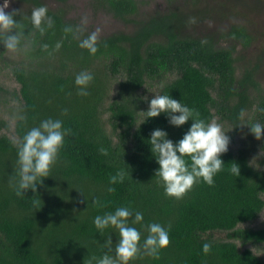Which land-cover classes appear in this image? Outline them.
Returning a JSON list of instances; mask_svg holds the SVG:
<instances>
[{
	"label": "trees",
	"instance_id": "1",
	"mask_svg": "<svg viewBox=\"0 0 264 264\" xmlns=\"http://www.w3.org/2000/svg\"><path fill=\"white\" fill-rule=\"evenodd\" d=\"M16 1L23 7L15 9L16 30L22 33L15 52L23 62L12 73L24 103L15 125L17 142L49 117L62 120L71 134L65 137L50 176L35 193L29 189L19 196L15 140L0 136V264H89L108 251L104 241L109 235L113 248L119 236L113 229L101 235L94 217L120 206L143 213L144 227L134 225L141 231V243L151 222L169 230L170 243L158 256L142 249L130 264H264L251 249L212 238L213 232L227 231L243 244L264 243V228L239 227L257 219L264 209V169L251 164L247 150L228 148L214 185L201 179L177 199L166 195L158 182V164L147 143L155 128L166 129L176 141L191 123L174 127L164 114L146 118L144 87L169 75L175 77L162 81L159 94L194 108L206 123L213 121L215 109L232 125V136L245 122L264 124V90L254 68H245L238 78L235 47L223 46L214 35L188 34L189 14L180 8L141 18L144 0H90L95 12L134 24L130 31L98 36L97 51L91 54L79 40L92 31L69 17L65 7L51 8L44 0ZM68 1L58 0L62 5ZM41 5L54 21L43 33L31 22L32 10ZM69 25L73 31L65 32ZM227 36L246 47L251 43L243 26H231ZM7 51L0 43V57ZM82 71L93 75L86 96L75 84ZM118 76L123 79L111 97L112 80ZM249 111L251 118L244 120ZM5 126L0 119V129ZM235 163L238 176L230 171ZM121 170L124 179L110 185L109 178ZM205 242L211 245L207 254L202 251Z\"/></svg>",
	"mask_w": 264,
	"mask_h": 264
},
{
	"label": "clouds",
	"instance_id": "2",
	"mask_svg": "<svg viewBox=\"0 0 264 264\" xmlns=\"http://www.w3.org/2000/svg\"><path fill=\"white\" fill-rule=\"evenodd\" d=\"M10 3L11 0H3L0 3V43L5 49L15 52L20 47L22 33L16 30L17 20L14 19L18 10L5 11ZM47 12L48 9L44 5L34 8L31 12V22L41 33L46 28H51L54 23ZM192 22H195L194 18ZM77 30L83 31L80 26H77ZM64 31L72 32L73 28L69 25ZM98 31H93L80 39L79 46L94 54L97 51ZM56 47H60V42H57ZM92 80V73L87 71L76 75L75 84L80 95H88V85ZM144 112L147 114L146 118L164 114L167 122L174 127H181L191 120L187 131L176 141L169 138L167 130L162 128L153 129L147 138L151 154L158 164L155 175L158 182L162 183L165 194L180 199L201 179L210 186L214 185V177L225 165L222 154L228 151L230 143L228 130L215 120L206 123L199 118V113L194 108L169 94L152 96ZM247 125H250V132L256 139L264 137V124L255 122ZM70 134L71 129L63 127L62 120L49 117L26 131L19 142L13 141L17 147L19 165V180L16 185L18 196L29 189L35 193L37 185L43 183V178L50 176L64 145V139ZM230 171L236 176L240 175L239 165L233 164ZM123 179L124 171L121 170L109 178V184H115ZM108 191H114V188L109 187ZM143 220L144 215L141 211H134L127 206L96 215L93 224L101 235L106 229H113L118 231L119 236L114 248L111 235L107 237L104 246L108 251L99 258L93 257L95 264H130L142 249L144 254L158 256L160 249L170 243L169 230L160 223L151 222L146 226L148 234L141 243V231L134 225L140 224L144 227ZM210 250L211 245L205 242L202 251L207 254ZM92 260L89 264H92Z\"/></svg>",
	"mask_w": 264,
	"mask_h": 264
},
{
	"label": "rangeland",
	"instance_id": "3",
	"mask_svg": "<svg viewBox=\"0 0 264 264\" xmlns=\"http://www.w3.org/2000/svg\"><path fill=\"white\" fill-rule=\"evenodd\" d=\"M51 8L65 7L69 17L76 18L88 29L98 31V36L108 35L116 31H130L133 23H124L107 12H95L90 0H69L67 4H59L58 0H44ZM3 0H0L2 3ZM16 0H11L9 8L5 11L22 8ZM171 8L181 9L189 14V22L186 32L193 36L214 35L223 46L233 45L237 58L236 67L238 78L241 77L245 68H254L256 78L264 90V0H144L141 4V15L139 17L163 13ZM195 22H192V19ZM86 21V23H84ZM231 26H243L251 36L249 46L231 36L227 31ZM23 58L17 52L7 51L0 57V119L6 122V126L0 129V136L7 135L15 141L18 140L15 125L22 113L24 103L20 95V84L15 79L12 71L16 66L22 64ZM175 75H169L166 79L149 81L143 89V94L150 100L155 94H159L162 81H169ZM122 76L112 80L111 97L117 93L118 82ZM215 97V92H213ZM110 100L106 101V107ZM213 120L223 125L230 137L228 148L237 151L245 149L250 154V161L257 169H264V145L262 139H256L250 132V125L245 122L241 125L240 132L232 136V125L221 120L216 114ZM253 111L244 115V120L250 119ZM109 112L105 111L104 119ZM244 125V128H243ZM107 129L111 131L109 125ZM264 138V137H262ZM264 197V195H263ZM242 228L261 229L264 228V209L258 218L252 222L240 224ZM216 240H232L241 249L249 248L264 260V243L249 242L243 244L240 240L229 237L227 231H216L212 233Z\"/></svg>",
	"mask_w": 264,
	"mask_h": 264
}]
</instances>
